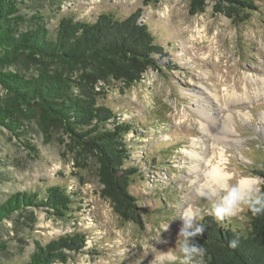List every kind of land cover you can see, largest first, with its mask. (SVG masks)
<instances>
[{
	"label": "rangeland",
	"instance_id": "374dc122",
	"mask_svg": "<svg viewBox=\"0 0 264 264\" xmlns=\"http://www.w3.org/2000/svg\"><path fill=\"white\" fill-rule=\"evenodd\" d=\"M21 1L30 13H43L51 30L61 16L92 21L101 12L124 18L141 9L140 20L147 23L163 55H157L158 69H148L124 90L111 84L100 99L120 120L133 124L126 135L131 152L126 165L138 169L129 191L147 211L143 225L124 221L113 211L100 195L95 159L87 155L84 165H77L80 157L66 146L60 128H54L49 138L30 130L25 139L34 152L0 128V171L8 176L0 180V201L14 192L60 184L76 192L81 202L68 218L29 207L0 221V243L6 244L0 249V264H23L33 241L44 243L71 232L87 237L83 250L72 255L75 264H157L160 251L175 246L181 226L177 205L193 203L206 210L218 199L196 178L197 162L212 158L214 152L215 162L224 150L227 172L262 177L258 172L264 173V0H252L259 11L237 23L214 13V0H205L204 11L193 15L188 12L190 0L145 5L142 0ZM30 125L35 127L34 122ZM220 127L229 131L222 137L224 143L215 139L222 136ZM246 211L245 207L225 223L245 229ZM168 220V230L161 232L166 243L154 241L161 222Z\"/></svg>",
	"mask_w": 264,
	"mask_h": 264
},
{
	"label": "trees",
	"instance_id": "16d2710c",
	"mask_svg": "<svg viewBox=\"0 0 264 264\" xmlns=\"http://www.w3.org/2000/svg\"><path fill=\"white\" fill-rule=\"evenodd\" d=\"M151 1L157 0L142 3ZM206 5L205 0H190L188 12H203ZM212 8L234 23L259 11L252 0H214ZM29 10L24 1L0 0V128L33 152L36 149L25 139L30 130L49 138L60 128L66 146L80 157L77 165H84L87 155L95 159L100 195L113 211L142 226L147 211L129 191L138 169L126 165L131 161L126 135L133 124L120 120L100 99L111 84L124 90L148 69H158L157 55H163V48L140 20L141 9L124 18L101 12L92 21L61 16L53 30L43 13ZM7 178L0 171V180ZM76 198V192L60 184L14 192L0 201V221L29 207L68 218L81 203ZM246 215L243 230L204 216L206 230L197 237L206 250L202 264H264V214L254 217L247 209ZM237 237V247L230 248L229 242ZM86 239L83 232H71L44 243L35 240L23 264H75L72 255L83 250ZM5 247L0 243V249Z\"/></svg>",
	"mask_w": 264,
	"mask_h": 264
},
{
	"label": "clouds",
	"instance_id": "9594fccd",
	"mask_svg": "<svg viewBox=\"0 0 264 264\" xmlns=\"http://www.w3.org/2000/svg\"><path fill=\"white\" fill-rule=\"evenodd\" d=\"M191 155V154H189ZM198 158V157H197ZM203 189L218 196L211 208L202 210L193 203L177 205L181 208L177 217L181 226L177 233L175 246L172 251H160L157 264H202L205 248L197 242V237L202 235L206 226L202 223L204 215H210L220 224L237 217L243 208H247L252 216L264 214V177L256 175H239L227 172L211 161L202 171ZM235 180L233 183L232 181ZM202 198V197H201ZM169 221L161 222L153 240H161V232L167 231ZM239 238L229 242L230 248L237 247ZM109 264V261H105Z\"/></svg>",
	"mask_w": 264,
	"mask_h": 264
},
{
	"label": "bare ground",
	"instance_id": "6f19581e",
	"mask_svg": "<svg viewBox=\"0 0 264 264\" xmlns=\"http://www.w3.org/2000/svg\"><path fill=\"white\" fill-rule=\"evenodd\" d=\"M263 94H264V89H263ZM208 119H210V116L207 118V119H204L205 120V122H207L208 121ZM263 119H264V114H263ZM212 121V120H211ZM206 124V127L204 128L203 127V130L204 131H206L207 130V127H208V125H207V123H205ZM217 131H219L220 133H221V135L222 136H215V139L217 140V142L218 143H224L226 140L224 139V138H222V137H227V135H228V133H229V131H227V130H224L222 127H220V128H218V130ZM205 151H206V149H205ZM224 150H220L219 152H218V160H216L215 162H213V160L215 159V152H214V154L212 155V158H207V159H205L203 162H200V163H196L195 165H194V170H193V172L194 173H196V178H198L199 177V179H200V181H203V176H202V171H203V169L207 166V162L208 161H211L213 164H217L219 167H221L222 169H224L225 170V168H226V166H225V161H226V159L224 158ZM227 164V163H226ZM226 171V170H225Z\"/></svg>",
	"mask_w": 264,
	"mask_h": 264
}]
</instances>
